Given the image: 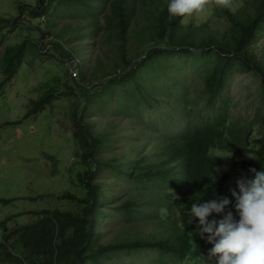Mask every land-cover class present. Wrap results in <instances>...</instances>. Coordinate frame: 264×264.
I'll return each instance as SVG.
<instances>
[{
  "label": "trees",
  "instance_id": "obj_1",
  "mask_svg": "<svg viewBox=\"0 0 264 264\" xmlns=\"http://www.w3.org/2000/svg\"><path fill=\"white\" fill-rule=\"evenodd\" d=\"M234 2L240 6L223 8L225 28L197 40L181 29L183 18L168 14L167 0H33L16 8L18 17L30 20L0 18V89L11 93L0 99L15 92L39 111L56 102L64 119L57 139L66 137L74 153L72 166L64 169L69 159L61 157L60 147L52 154L40 151L55 178L39 198L54 204L34 210L28 224L5 228L0 264H134L135 258L146 264H216L207 237L193 232L195 221L187 224L192 201L233 200L237 180L252 179L249 169L264 171V0ZM109 7L111 21L102 26L99 16ZM143 16L149 27L132 31L138 40L127 49L126 36ZM100 32L111 38L112 65L85 49ZM11 35L14 41H6ZM78 37L83 45H69ZM33 62L44 64L47 77L36 93H23V76ZM235 70L257 83L252 115L232 113L226 84ZM168 73L186 74L192 85L177 87L187 81ZM95 101L111 115L151 120L133 124L137 136L119 158H103L106 147L113 149L111 132L94 135L93 121L86 120ZM28 115L4 123L18 127ZM150 124L157 126L145 139ZM227 211L235 216L232 204ZM120 227L134 235L113 236Z\"/></svg>",
  "mask_w": 264,
  "mask_h": 264
},
{
  "label": "rangeland",
  "instance_id": "obj_2",
  "mask_svg": "<svg viewBox=\"0 0 264 264\" xmlns=\"http://www.w3.org/2000/svg\"><path fill=\"white\" fill-rule=\"evenodd\" d=\"M33 0H0V18H15L21 21L25 20L26 14H21L19 17L16 14V8L18 4L31 2ZM240 6V2H234L231 0V9H236ZM208 14L206 16L201 15L200 13L195 14L192 17H184L181 20V29L188 30L190 32V36L195 38L196 40L201 38L202 36L210 33L221 31L225 28V16L223 13V7H219L216 4V0H210L207 4ZM103 13V12H102ZM102 18L101 24L102 26H106L110 23V7L99 16ZM26 19H29V16H26ZM109 21V22H108ZM147 16H143L142 19H139L135 23H133L134 30H130L129 35L126 36L125 43L127 49L131 47L138 39H135L132 31L139 30L141 27H149L146 23ZM82 21L76 23V25L81 24ZM112 24V23H111ZM7 28H4L5 31ZM10 29H13L10 26ZM147 39L152 37L149 33L147 35ZM14 36L11 35L10 38H7L6 41L12 40L14 41ZM111 38L108 37L105 33L100 32L96 37V41L94 43H90L85 46V49L88 54L91 56L98 55L100 59L107 58L106 60H102L104 64L112 65L116 62V53L113 52V46L110 44L109 40ZM41 40V39H40ZM79 41L69 40V45L76 43V45H83L84 40L81 37H78ZM1 47V46H0ZM80 53L77 54V56ZM25 58L30 57L29 59L35 60L32 56H24ZM79 60L78 57L76 58ZM186 59V58H185ZM182 65V64H179ZM167 69H174L170 67L171 64L167 65ZM184 69H189L188 64L179 66ZM109 68V66L107 67ZM106 68V69H107ZM169 77L178 79H184L186 82L185 85H192V82L189 81L190 76H185L186 74H170ZM178 75V76H177ZM22 76L20 75L19 78ZM47 77L46 67L42 62H33L29 69H27L26 74L23 76V82L21 84V92L25 93H36L39 84L45 81ZM1 79V78H0ZM187 79V80H186ZM229 82L226 84L227 94L232 97L233 105L232 113L239 114L243 113L245 115H252V105L253 100L256 98L255 88L257 83L254 82L253 77L251 75L245 73L233 72V74L229 78ZM151 83V82H150ZM160 85H164L160 83ZM184 84H179L177 87L185 86ZM8 91H3L0 89V94H7ZM11 94V93H8ZM13 94H16L15 92ZM7 96L8 98L0 99V243L3 242V236L5 228L14 227L16 225L23 226L30 222L31 212L37 210L39 208H48L50 205H53L48 197H44L43 199L39 198V195L44 193V188L46 185L54 181L55 175L51 173L53 169V165L49 160L44 158V155H40V151L52 154L56 151V148H61V157L69 158L72 157V152L70 147H68L71 142L66 140L64 137V141L58 140L59 131H61L64 127V119L61 113V109H63L60 105H44L47 109L39 111L36 109V106L32 104L28 106L27 97L24 95H14ZM192 93V95H194ZM181 95V93H179ZM108 101V100H107ZM24 102L26 104V108L24 106H20V104ZM91 103V102H90ZM17 105L20 107V110L16 107L13 110H8V107ZM90 105V104H89ZM97 105V107H96ZM99 103L97 102L94 106H91L93 109V113H91V108L87 109V121L92 122L94 119V128L96 132L95 135L101 134L102 131L107 132V130H111V135L113 137V149L110 152L109 148H105L104 151L106 154L103 155V158H107L110 154L114 155L116 158H119L121 155H125L127 152L126 149V129L130 125L129 120L122 119L119 117L118 119H112L109 117V113L105 112L103 116L101 111L98 109ZM54 106V107H53ZM236 106L239 108L236 109ZM101 109H104L102 107ZM231 109V108H230ZM38 110V111H34ZM56 111V112H53ZM109 112V111H108ZM12 113V114H11ZM29 114L28 118L23 121L20 126H13L5 124L6 119H10L11 116L13 119L21 120L22 119L18 115ZM106 115V117H105ZM125 115V114H120ZM55 124L54 130L51 132V125ZM116 125V126H115ZM70 131V128L68 129ZM132 137L135 136V131H130ZM50 137V138H49ZM31 140L30 143H27ZM47 145V146H45ZM74 155V154H73ZM40 157V159H39ZM72 161H65L64 169L72 166ZM58 168L62 169V165H57ZM110 183L112 188H115V182L111 180ZM42 188H39V187ZM56 192L61 188L56 186ZM105 189V186L103 187ZM53 190H51L52 192ZM49 193L50 191H46ZM34 198L35 200H32ZM20 211H24L19 215ZM118 226H123L120 224ZM116 227V226H115ZM119 230L115 233H111L113 236H129L134 235V231L131 233H126L124 227L118 228ZM146 230V225L142 224L141 232L144 233ZM120 235V236H119ZM110 237L109 229L104 233L103 238L106 240ZM3 247L0 246V251H2ZM128 260V259H127ZM124 260V261H127ZM134 264H139L144 262L146 264L145 258H135L132 259Z\"/></svg>",
  "mask_w": 264,
  "mask_h": 264
},
{
  "label": "clouds",
  "instance_id": "obj_3",
  "mask_svg": "<svg viewBox=\"0 0 264 264\" xmlns=\"http://www.w3.org/2000/svg\"><path fill=\"white\" fill-rule=\"evenodd\" d=\"M208 1L210 0H167V12L172 17L180 18L192 17L197 13L206 16L208 14ZM216 4L219 7L230 8L231 0H216ZM185 86L188 87V85ZM172 93L179 96L180 92L176 90ZM106 101L107 99L104 97L101 103L105 104ZM97 102L100 103L99 101H95V104ZM98 108L102 112V114L98 112L100 116H103L105 112L109 113L107 107L101 109L102 107L98 105ZM119 115L120 113H113L112 115L109 113V117L112 119L121 117V120H129L130 125L126 129L125 139L126 146L128 147L130 141L135 140L137 136L135 130L137 127L136 125L133 126V124L138 122L145 123L151 120H146L144 117H142V120H137L139 119V114H134L133 120L127 115ZM123 116H127V118ZM92 121L94 125V119ZM52 125L53 127L55 126L53 123ZM154 125L157 126L156 124L147 126L148 128L144 132L145 139L148 138L145 135L146 133L151 134L154 132L151 128ZM130 131L136 132L134 137H132ZM109 132L112 131L110 130ZM102 133H105V131H102ZM111 138L113 144L112 135ZM73 154L72 152V157L71 159L68 158V161L73 159ZM249 171L254 173V177L250 180H237L236 189L238 191H231L234 204L233 200H230L228 197L205 200L204 196H202L199 199L193 200L190 209L187 211V224L195 221L193 232L201 239H204L205 236L207 237L206 244H212L209 255L217 257L216 264H264V171H256L255 169H249ZM212 180H215L214 176ZM230 204L233 205L235 216L232 211L225 212V209ZM221 213H224L222 219H209L212 214ZM31 216H33L32 212Z\"/></svg>",
  "mask_w": 264,
  "mask_h": 264
}]
</instances>
